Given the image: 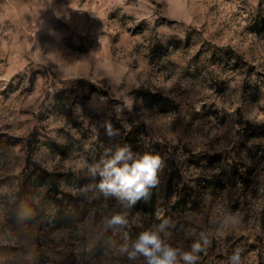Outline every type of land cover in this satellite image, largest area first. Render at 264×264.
I'll list each match as a JSON object with an SVG mask.
<instances>
[{
    "label": "rangeland",
    "instance_id": "rangeland-1",
    "mask_svg": "<svg viewBox=\"0 0 264 264\" xmlns=\"http://www.w3.org/2000/svg\"><path fill=\"white\" fill-rule=\"evenodd\" d=\"M124 144L164 162L152 210L87 175ZM158 212L198 264H264V0H0V264H144Z\"/></svg>",
    "mask_w": 264,
    "mask_h": 264
},
{
    "label": "clouds",
    "instance_id": "clouds-1",
    "mask_svg": "<svg viewBox=\"0 0 264 264\" xmlns=\"http://www.w3.org/2000/svg\"><path fill=\"white\" fill-rule=\"evenodd\" d=\"M125 108L131 111V103L127 99L122 105L115 106L117 118ZM102 127L110 140L120 135V130L111 121H105ZM163 166L164 162L159 155L148 152L140 154L128 144L115 145L106 147L100 159L88 165L87 175L96 180L94 187L105 199L115 198L127 209L150 196L151 189L159 184V172ZM157 217L160 223L154 228L139 232L130 244H121L120 254L130 262L143 258L144 264H198L199 254L205 252L210 245L208 235L200 232L189 250L177 249L162 236L173 227L171 221L164 218L163 212H158ZM107 224L109 227H125L128 224L127 214L117 213L107 220ZM189 235L197 236V233L193 230ZM124 236L127 241L128 234L125 233ZM229 264H242L239 249L233 251Z\"/></svg>",
    "mask_w": 264,
    "mask_h": 264
},
{
    "label": "trees",
    "instance_id": "trees-1",
    "mask_svg": "<svg viewBox=\"0 0 264 264\" xmlns=\"http://www.w3.org/2000/svg\"><path fill=\"white\" fill-rule=\"evenodd\" d=\"M55 203L57 204V207H61L63 205V199H57L54 198ZM156 204V196L154 191L151 189L150 196L146 199L140 200L137 205H140L144 210H152Z\"/></svg>",
    "mask_w": 264,
    "mask_h": 264
}]
</instances>
